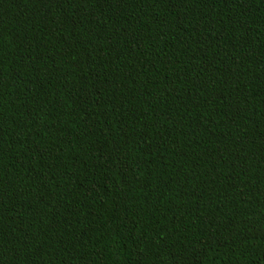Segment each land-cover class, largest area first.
Segmentation results:
<instances>
[{
  "label": "trees",
  "instance_id": "obj_1",
  "mask_svg": "<svg viewBox=\"0 0 264 264\" xmlns=\"http://www.w3.org/2000/svg\"><path fill=\"white\" fill-rule=\"evenodd\" d=\"M0 264H264V0H0Z\"/></svg>",
  "mask_w": 264,
  "mask_h": 264
}]
</instances>
